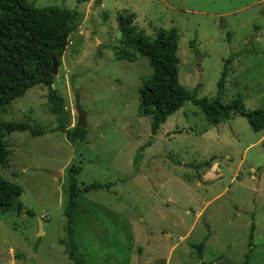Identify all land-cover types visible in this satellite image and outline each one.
I'll return each mask as SVG.
<instances>
[{"label":"rangeland","instance_id":"1","mask_svg":"<svg viewBox=\"0 0 264 264\" xmlns=\"http://www.w3.org/2000/svg\"><path fill=\"white\" fill-rule=\"evenodd\" d=\"M27 1L80 15L54 87L68 127L77 96L84 135L70 143L52 129L56 114L40 84L0 108V125L29 126L1 129L7 159L0 177L21 187V206L0 213V264H73L59 242L71 166L79 168L78 187L109 185L75 197L81 264H264V128L253 131L232 111L211 122L184 101L152 135L137 93L151 67L116 21L132 14V35L147 38L172 29L179 84L212 99L224 68L220 101L239 97L252 110L264 108V0Z\"/></svg>","mask_w":264,"mask_h":264},{"label":"trees","instance_id":"2","mask_svg":"<svg viewBox=\"0 0 264 264\" xmlns=\"http://www.w3.org/2000/svg\"><path fill=\"white\" fill-rule=\"evenodd\" d=\"M99 3V0H95ZM79 13L66 7H37L27 0H0V108L13 99L20 97L32 85L40 84L46 88V99L50 109L56 114L53 130L64 135L66 141L75 143L83 138L84 129L76 125L67 126V112L62 96L54 87V75L50 73L51 57L59 61L68 43V37L77 27ZM120 33L131 40L136 51L145 56L151 67L148 78L142 79L137 88L138 105L142 112L150 116L149 130L153 135L166 118L176 111L184 101L197 105L211 122L227 118L229 112L243 116L253 131L264 128V108L245 110L239 97L229 102H221L219 94L224 83V68L217 80L216 95L212 99L196 97L192 90L181 86L177 80L176 33L169 28H159L152 38L143 34L132 35V14H116ZM133 60V55H127ZM73 76L69 78L73 83ZM29 126L23 121H10L0 125V166L6 162L7 151L2 139L1 129L6 132L26 130ZM32 135L42 134V130H31ZM139 155L136 153L132 165H136ZM79 168L68 169V183L62 215L65 217V240H59L67 246L66 253L73 264H81L75 254L73 241V210L75 197L97 189H107L108 183L92 182L81 187L76 185ZM21 187L0 177V213L12 208L20 212L18 199ZM27 213H30L27 211ZM248 236H251L249 232Z\"/></svg>","mask_w":264,"mask_h":264},{"label":"water","instance_id":"3","mask_svg":"<svg viewBox=\"0 0 264 264\" xmlns=\"http://www.w3.org/2000/svg\"><path fill=\"white\" fill-rule=\"evenodd\" d=\"M197 60H198V56H197ZM51 62L52 63H51L50 73L52 75H55L58 61L56 60L54 56H52ZM198 65L199 63L197 62L195 66L197 67ZM74 110H75V113L77 114L75 125L79 128H83L85 125V112L82 110V108H80L79 103H78V98L76 95H74ZM56 173L57 172H53V174H56ZM40 223H41L40 219L38 218V231H41ZM7 257H9V254H7ZM1 261L4 262V258L1 257Z\"/></svg>","mask_w":264,"mask_h":264},{"label":"crops","instance_id":"4","mask_svg":"<svg viewBox=\"0 0 264 264\" xmlns=\"http://www.w3.org/2000/svg\"><path fill=\"white\" fill-rule=\"evenodd\" d=\"M169 116H170V115H169ZM161 124H162V123H161ZM161 124H160V125H161ZM158 128H159V127H158Z\"/></svg>","mask_w":264,"mask_h":264}]
</instances>
